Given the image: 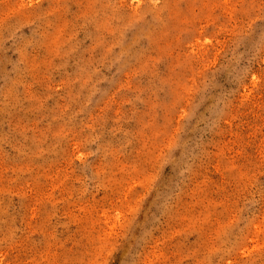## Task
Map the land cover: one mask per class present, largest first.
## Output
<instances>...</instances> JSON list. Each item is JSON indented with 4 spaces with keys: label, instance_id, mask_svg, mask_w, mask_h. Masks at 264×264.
<instances>
[{
    "label": "rangeland",
    "instance_id": "1",
    "mask_svg": "<svg viewBox=\"0 0 264 264\" xmlns=\"http://www.w3.org/2000/svg\"><path fill=\"white\" fill-rule=\"evenodd\" d=\"M0 264H264V0H0Z\"/></svg>",
    "mask_w": 264,
    "mask_h": 264
}]
</instances>
